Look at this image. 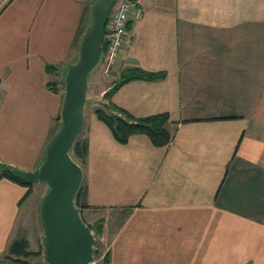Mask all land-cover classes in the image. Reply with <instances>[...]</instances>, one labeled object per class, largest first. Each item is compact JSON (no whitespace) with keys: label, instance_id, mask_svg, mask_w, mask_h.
Wrapping results in <instances>:
<instances>
[{"label":"crops","instance_id":"1","mask_svg":"<svg viewBox=\"0 0 264 264\" xmlns=\"http://www.w3.org/2000/svg\"><path fill=\"white\" fill-rule=\"evenodd\" d=\"M91 1L0 9L1 164L33 171L43 159ZM128 16L115 65L94 75L79 138L76 207L105 244L90 264H264V0H134ZM134 67L164 76L127 81L110 100L138 118L167 113L162 147L144 134L117 142L93 112ZM27 189L0 178V264L36 256L12 253L15 241L39 252L27 229L47 187L32 183L23 199Z\"/></svg>","mask_w":264,"mask_h":264},{"label":"water","instance_id":"2","mask_svg":"<svg viewBox=\"0 0 264 264\" xmlns=\"http://www.w3.org/2000/svg\"><path fill=\"white\" fill-rule=\"evenodd\" d=\"M116 0H92L90 21L82 34L78 56L62 78L60 126L33 171L10 166V174L25 183H43L47 189L39 205L43 264H90L96 240L75 205L83 170L70 151L82 132L90 73L103 51L105 27Z\"/></svg>","mask_w":264,"mask_h":264},{"label":"trees","instance_id":"3","mask_svg":"<svg viewBox=\"0 0 264 264\" xmlns=\"http://www.w3.org/2000/svg\"><path fill=\"white\" fill-rule=\"evenodd\" d=\"M46 69L47 71H52L54 70V67L47 66ZM163 76L164 74L162 72L151 73V72L144 71L138 67L126 69L121 72L118 82L110 90H108L107 92L103 94L102 98L104 102H99L93 108V112L96 115V117L109 128L110 132L112 133L114 139L117 142L125 143L130 136L137 135V134L146 135L150 139L151 143L157 147H162L169 142L171 138V133L167 129V123L169 120V116L167 113H159V114H154V115H149V116L138 118V117H134L126 110L116 106L110 100V97L112 93L115 91V89L127 81H130L133 79L155 80V79L163 78ZM61 84L63 85L62 80H61ZM55 86H56L55 82H53V84L52 83L49 84V87L51 88V90L56 92L57 90ZM57 120H60L59 116L57 117ZM79 138H80V135L76 139L70 152H72L75 157L82 158L84 154L85 145L83 142L80 141ZM9 167H10L9 165H4L0 163V178L6 177L10 179L11 181H14L20 185L27 186L28 189L25 195L23 196V199L26 198L30 193L32 183L22 182L14 178L13 176H11ZM80 189H81V186L75 196V205H76V200L80 192ZM94 231L97 234L101 232L100 223L95 225ZM22 245H23L22 241L13 242L10 248L11 252L12 253L16 252L18 251L19 247H22L19 250L20 252H22V254H24V256L42 254L41 251L39 252L26 251L25 246L24 245L22 246ZM96 248H97V245L94 248V253H93L94 255L97 254ZM12 260L16 262L15 259H12ZM107 260H108V257L105 254L104 261L106 262Z\"/></svg>","mask_w":264,"mask_h":264},{"label":"built area","instance_id":"4","mask_svg":"<svg viewBox=\"0 0 264 264\" xmlns=\"http://www.w3.org/2000/svg\"><path fill=\"white\" fill-rule=\"evenodd\" d=\"M6 0H0V9ZM134 6V0H116L115 5L109 15L104 39L103 51L98 63L105 76L109 74L110 69L115 65L120 49L123 46L124 39L129 31V12ZM1 93V80H0Z\"/></svg>","mask_w":264,"mask_h":264},{"label":"rangeland","instance_id":"5","mask_svg":"<svg viewBox=\"0 0 264 264\" xmlns=\"http://www.w3.org/2000/svg\"><path fill=\"white\" fill-rule=\"evenodd\" d=\"M77 56H78V53H77ZM76 59H77V57H76ZM99 68L100 67H96L90 74L92 75V77H91V80H90V82H89V80H88V88H87V92H86V97L87 98H89V97H91V94H92V83H93V79H94V75H95V73H97L98 72V70H99ZM62 78H63V76H62ZM62 80V79H61ZM62 85V84H61ZM61 90H62V93H64V91H63V85H62V88H61ZM89 104H90V101H89ZM89 104L88 105H86V107H85V110H84V114L85 113H88V111H89ZM88 115V114H87ZM70 155H71V157H72V159L76 162H79V158L78 157H75L74 155H73V153L72 152H70ZM42 187H43V185H42ZM45 192H46V190H45ZM44 192V193H45ZM40 205V204H39ZM39 205H38V207H37V209H36V212L34 213V216L32 215V218L33 219H30V221H29V226L30 227H32V226H34V227H36V229H27V231L28 230H32V231H34L35 233H36V245H35V247L37 248V250H39V251H41L42 252V245H41V238H42V229H41V225H40V221H39ZM78 209V208H77ZM86 224V223H85ZM97 224V223H96ZM96 224H92V225H90L89 227L92 229V234H93V236H94V238H95V240H96V245H97V254H93V258L92 259H95V258H97V256H99V254L101 253V252H105V244L103 243V242H101L99 239H100V235L99 234H97L95 231H94V229H95V225ZM112 230V229H111ZM41 256H42V254L41 255H36V256H33V257H31V258H29L28 259V262L30 263V264H43V262L41 261Z\"/></svg>","mask_w":264,"mask_h":264}]
</instances>
